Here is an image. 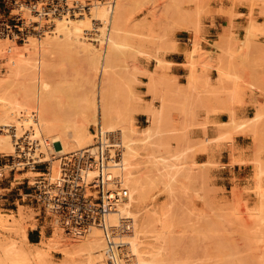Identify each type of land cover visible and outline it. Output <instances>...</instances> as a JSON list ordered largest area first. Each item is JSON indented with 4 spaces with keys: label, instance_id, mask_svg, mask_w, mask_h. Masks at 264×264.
Returning a JSON list of instances; mask_svg holds the SVG:
<instances>
[{
    "label": "rangeland",
    "instance_id": "1",
    "mask_svg": "<svg viewBox=\"0 0 264 264\" xmlns=\"http://www.w3.org/2000/svg\"><path fill=\"white\" fill-rule=\"evenodd\" d=\"M13 1H15L16 4H13ZM32 1L34 0H11V3L10 1L7 3L4 11L8 12L12 10V13L20 11L22 17L32 21L34 19L32 12L30 8L26 7V4ZM76 1L80 3H96V0ZM214 1L221 2L222 0H125V7L123 9L124 20L120 35L122 45L112 52L114 65L113 79L117 84L115 87L117 88L115 89L117 92L113 90V93L121 99L126 93L124 85L128 80L133 81L134 92H136L138 96V111L135 113L134 119L135 129L142 130V128H146L150 124L148 115H146L143 110L148 105L157 106L159 104V99L157 97L155 98L153 94L149 92L148 86L145 84L149 79L148 73L152 71L153 80L155 82L154 89L156 93L159 94L160 92L161 94L165 92L169 93V89L167 88L168 80L171 79L173 82L176 80H173L174 78H168L160 72L169 66V63L166 64L167 62L165 63L163 59L164 54L173 51L171 45L173 42L176 45L175 36H180V33L183 32L190 33L193 36L192 40L194 39L199 43L200 52H198L199 55L197 54L196 59L198 60L196 68H200L199 70H203L202 73H205L211 68L216 69L219 65L228 67L231 74L235 76L234 81L236 80V83H234L237 84L236 89L238 90L235 89L236 95L230 98L229 94L234 91V87H232L234 83H230V81L219 83L216 78V86L211 85L210 82L208 85L209 87L211 86L210 88L208 86L204 87L203 85L199 86L200 89L196 91L199 97H197L198 99L196 98L197 102L194 104L195 107L199 104L202 107H206L205 105L208 104L211 98H219V100L223 102V107L219 111L227 112L230 119V111L238 115L235 109L240 106H247L250 104L255 112L258 106L264 105V43L259 42V37L264 36V22H258V17L264 20V0H227L233 3L241 1L250 3L249 13L246 16L247 26L243 28V38L239 37V35H235L232 27L224 28L222 34L218 36V40L213 43L214 49L217 50L219 54H217L214 59H211L209 58L211 53L203 50L201 47L202 42L207 43L201 35L203 26H205V21L207 19L212 18V16L216 14H228L221 10H213L210 3ZM0 6L3 11V5L0 4ZM103 7L107 8L109 12L111 11L110 6L104 5ZM254 9L258 10L257 13H255ZM229 15L230 17L234 16L233 14ZM54 20L52 19L50 21L51 26L45 30L54 27ZM90 21V28L88 32H85V36H88V34L95 36L98 33L96 32L98 28L96 25L97 21L92 20V18H90ZM251 25L254 26V29L252 28L253 32L249 29ZM249 30L250 33H248ZM42 36H45V31ZM192 40L190 42L191 47L194 41ZM0 42H5V48L12 44L18 46L25 44V41L15 42L1 38ZM103 44L99 45L98 48L103 49L107 47L105 43ZM60 45L58 49L48 50L40 57L41 66L36 75L38 80V84L36 85L40 86L36 87L34 94H40V92L45 89V85L42 84L51 83L52 86H56L55 96L59 97L63 103L70 104L83 95L92 94L90 92L96 90L101 76H99L97 71L91 69L85 53L83 54L79 48L76 49L75 45L72 44L71 46L70 43L67 44V42L65 40L62 41V39H60ZM186 56H189L188 51L185 53V57ZM151 59H155L156 65L153 70H148L144 64H148ZM161 61L164 62L161 63ZM203 68H205V70ZM7 71L8 67L6 61L0 58V77L7 76ZM143 79L147 80L143 82ZM91 81L95 84L94 90L92 91L91 88L93 84L90 83ZM164 81L167 83L165 84ZM247 92L250 94L257 92L259 100L254 102L245 101ZM174 104L175 103L169 106L170 116L168 115V119H170L169 122L171 121L170 126L174 127V131L171 132L172 135L169 132V140L173 148L182 142L181 140L184 142V139L187 140L190 138L191 141L192 137L193 139L198 138L199 141L206 145H212V152L201 153V150V152L198 149L195 151V148L193 149V154H191L192 152L187 153L188 155L191 154L192 157L187 156L186 159H188V161L184 160L186 161H183L184 164L187 162L192 163L193 161L194 164L196 163L195 165L199 163L201 166L198 165V173L194 171L195 173L192 174L195 175H191L192 177L190 176L191 178L189 180L183 179L182 184L185 185L184 187L186 188L185 192H183L185 196L178 190L172 193L173 196L168 192L165 194L162 187H150L147 190L146 202L149 207L152 206L154 201V204L166 207V210H169L168 212L171 214L169 222L171 220L175 222H170L172 225L175 224L173 227H170L174 230V232L171 231L173 234L171 237L175 246L172 249L173 254L170 259L172 261L174 260L173 262L175 263H171V260L169 263L206 264L209 263L211 259L212 261L215 260L216 257L213 256H217L219 249H221L220 247H222V249L224 247L226 250L230 248L234 251L235 255L240 257L247 256V260H245L248 264L259 263V260L262 261V259H264L262 258L264 256L261 257V255H259V251L264 249V247H262L264 246L262 245L264 240L260 238L261 241H259L260 239L258 240V238L256 239L252 236L259 235V237H264V233H262L264 231L261 229V231L258 230L261 228L262 223H264V197H262L264 194L261 192L264 191V122H262V125H259V130L257 129L258 133L254 134L244 126L245 124H242V121H247L251 115L250 117L247 115L244 117L238 115L241 121H238L235 125H225L221 123L211 124L207 122H197L195 108L193 114L190 116V120H188L190 121L189 124L187 125L186 123V128L181 129L185 126L181 125L184 118L180 117L183 116L180 112L174 111L175 107L178 106ZM140 114L145 115V120L139 118ZM180 125L183 127H180ZM94 126L97 125H92L90 127L91 132ZM207 126L216 128V133L214 135H207L205 131ZM197 130H203V135L201 137H198L199 135L195 133ZM179 133L180 135H184V138L181 140L180 138L183 137V135L180 137V135H178ZM216 136H218L217 140H213ZM205 138H208L209 141H204ZM235 138L239 140L240 146L235 143ZM179 140L180 142H178ZM225 145L228 146V153L220 157L219 155ZM12 154L13 153H0V164H4L6 160H10ZM189 159H191L190 162ZM208 160L211 163H209ZM205 161H207V163ZM53 162H42L45 164L36 167V169L32 171L25 168L21 171L9 172L8 169H5L4 174L7 177L5 181H10L13 189L22 188V191H27L26 181L28 180L30 184L33 183L34 179L40 175L37 174V172H42L44 166L50 165L51 172L56 173L59 164L57 157ZM204 163L206 164L205 166ZM178 192L179 194L177 195L176 193ZM259 195L261 196L259 197ZM25 201L26 199L24 201L19 199L15 202V206L7 204L0 205V241H5L10 238L19 240L21 238L20 235L18 237L20 227H29L31 230L27 231V234H40L36 243H32V247H36L41 240H48L56 226H53L54 223L50 219L36 218L32 207ZM179 209H183L184 211H180ZM186 211L189 212V216L186 215L188 214ZM243 211L246 212L248 216L245 215L246 213ZM184 212H186L185 215ZM182 215L185 220L181 218ZM246 216L248 218H246ZM237 217L239 221L236 219ZM176 218L178 219L176 220ZM191 218L193 220H191ZM181 220L184 221L181 222ZM208 222L211 224L212 222L213 224L215 223L214 226L217 225L212 227L213 224L211 225ZM248 223L252 225L250 229H248ZM187 224H189L191 228H185V226H188ZM248 231H250L252 236H249ZM227 233L230 237H228ZM239 234L243 235L240 236ZM245 235L246 237L244 238L246 239L243 240L242 236ZM251 237L255 242L251 240ZM64 238L67 240L68 247L78 245L82 241V237L79 238L77 236L68 235L67 233L64 234ZM208 239L210 241H208ZM248 239L253 241L252 244H254L257 249L254 248L255 246L253 247L254 249L252 248L253 245L250 244L251 241ZM230 240H232V242H230ZM257 240L259 243H256ZM19 241H21V239ZM233 242L234 244H232ZM210 244L212 246L215 244L214 249H212V246L210 247ZM248 246L250 248H248ZM247 248L250 252L249 255V252L246 251ZM45 249L48 250L47 248ZM215 249L217 251H214ZM252 249L256 253H253V251L251 252ZM48 252L50 263L47 262V264H73L77 260L76 255L72 253L64 254L57 248H50ZM204 254H206L207 257H205ZM251 254L256 257H252ZM248 258L251 260L249 261ZM256 260L259 262H256ZM212 261L210 263H212ZM28 264L37 263L31 260Z\"/></svg>",
    "mask_w": 264,
    "mask_h": 264
},
{
    "label": "bare ground",
    "instance_id": "2",
    "mask_svg": "<svg viewBox=\"0 0 264 264\" xmlns=\"http://www.w3.org/2000/svg\"><path fill=\"white\" fill-rule=\"evenodd\" d=\"M9 1L11 3V0H5L6 3ZM76 2L80 3L79 1ZM87 3L90 5V11L88 13L74 15L73 17L63 16L54 18V27L45 30V36H28L24 40L25 44L21 46L12 44L5 48V42H0V58L6 61L8 67L7 76L0 77V153L14 154V138H22L28 133L30 139L36 142L38 146L34 156L37 157L40 162H53L56 157L58 160V157L64 155L68 156L70 153L90 147L94 138V134L90 130L92 125L99 126L103 133H117L119 142L123 148L122 162L120 167L110 171V175L112 178H120L122 186L127 190V198L117 205L115 210L108 215L106 224L113 229H117L116 232L119 230L121 236L120 241L117 243H120L121 246L113 250L114 253L112 254L115 255L116 261H111L108 258L107 241L100 228L92 227L85 231V234L79 233L72 235L60 224L53 222V226L56 227L48 240H41L36 247H32L33 244L28 240L27 234V231L31 230V228L22 226L18 234L22 242L19 241L20 239L18 240L16 238L0 241V264H28L31 260L35 261L37 264H47V262H49L48 251L50 248L60 249L64 254L72 253L76 255L77 260L73 264H170L169 262L172 261L170 257L173 254L172 249L175 247L171 237L174 230L170 227H173L175 224H170V222H172V220L169 222L171 214H169V210H166V207L154 204L155 201L152 206L149 207L146 202L147 190L150 187H162L164 193L167 194L166 192H168L171 196H173L172 193H175L176 190L182 193L185 192V185L182 184L183 179L189 180L192 177L191 175H195L192 173H198V165L201 166L199 163L195 165L196 163L194 164L193 161L192 163L187 162L188 164H184V162L188 161L186 157L191 156L195 148V151L198 149L202 151H200L201 153H209L211 151L212 145H206L199 141L198 138L193 139L191 137V141L190 138H186L187 140L184 139L183 142L181 139L184 138V130L182 132L183 134H178L180 137L183 135V137H179L182 142L179 140L178 142L180 143L178 144L177 142L178 145L176 147L174 146L175 148H173L169 140V132L172 135L171 132L174 131V127L170 126L171 121L169 122L170 119H168L170 116L169 106L173 103H175L174 105L177 104L178 106L175 107L176 110L174 109V111H178L183 115L180 116L184 118V121H182L183 124L181 123V125H185L186 123L188 125L190 122L188 120H190V116L195 110L194 104L197 102V97H199L196 91L200 89V85L206 87L210 82L209 78L202 76L204 74L202 73L203 70L201 71L199 70L200 68H196L198 60L196 58L198 52H200L199 43L193 39L192 47L188 50L189 56L185 62L188 73L185 76V84L176 82L175 78L173 79L175 80L174 82L171 79V81L168 80V83L165 82L166 80L164 81L165 84L167 83L168 85L167 88L169 91H167L169 93H156L152 71H148L149 79L145 84H147L149 92H151L155 98L157 97L159 99V104L157 106L148 105L143 110L146 115H148L150 124L146 128H142V130H137L134 128V119L135 113L138 111V96L136 92H134L133 81L128 80L126 82L124 85L126 93L121 99L113 93V90L115 91V89H117L115 88L117 84L113 79L114 65L112 52L122 45L120 35L124 20L123 9L125 7V0H116V2L113 0L112 4L97 2V0L96 3ZM38 4L40 5V3ZM102 4L110 6L111 11L109 12ZM26 5L27 8H30L28 3ZM2 9L4 10L5 7H2ZM90 18L97 21L96 25L98 28L96 32L98 33L95 36H91L90 34L85 36V32H88L90 28ZM253 27L254 26L251 25L249 29L252 31ZM248 33H250V30ZM60 39H62V41L65 40L67 44L70 43L71 46L72 44L75 45L76 49L79 48L83 54L85 53L91 69L97 71L99 76H101L96 90L94 92H90L89 90L92 94L80 95V98L70 104L63 103L59 97L55 96L56 86H52L51 83L42 84L45 85V89L42 90L40 94H34L36 87L40 86L36 85L38 84L36 75L41 66L40 57L48 50L58 49L61 46ZM101 42L102 44L105 43L107 47L99 49V45H102ZM174 45L175 43L173 42L171 45L173 50ZM162 62L164 61H161V63ZM203 69L205 70V68ZM215 70L217 71V82L222 83L230 81V83H236V80L234 81L235 76L231 74L228 67L219 65ZM90 83L93 84L92 81ZM235 83L232 85L234 91L232 93L229 92L231 93L229 94L230 98L236 95L235 89L237 88V84ZM94 85L95 84H93L91 91L94 90ZM115 92H117V90ZM238 121H241V118L236 113L230 111L229 121L221 124L235 125ZM242 122L252 133H258L257 129L259 130V125H262V122H264V105L258 106L253 116L247 121ZM181 125L180 127H183ZM185 128L186 125L181 129ZM217 138L218 136L214 137L213 140H217ZM204 141H209V139L205 138ZM190 152L192 153L188 155L187 153ZM190 160L191 159H189V162ZM205 162L207 163V161ZM209 163L211 162L209 161ZM205 165L204 163V166ZM37 174H41V172H37ZM179 192L176 194L178 195ZM261 192L264 194V191ZM260 196L261 195H259V197ZM186 212H184V215ZM186 215L189 216V212ZM245 215L248 216L247 213ZM247 216L246 218H248ZM183 217L182 215L181 218ZM192 218L191 220H193ZM177 219L178 218H176V220ZM236 219H238V217ZM184 220H181V222ZM250 221L252 222L251 219ZM172 223H175L174 220ZM214 224L212 227L217 225L214 226ZM187 225L188 226H185V228L190 227L189 224ZM262 225H264V223H262ZM262 225L258 230L261 229L264 231V226ZM251 226L250 223L248 229H250ZM217 227L221 228L220 226ZM248 232L249 236H252L250 231ZM65 233L79 238L82 237V241L78 245L68 247L67 240L64 238ZM228 237H230L229 234ZM244 237H246V235L242 236L243 240L246 239ZM252 237L258 238V240L260 238L264 240V237H259V235ZM253 238L251 240H253ZM261 239L259 241H261ZM208 241L210 240L208 239ZM253 241L255 242V240ZM253 241H251L250 244H252ZM230 242H232V240H230ZM232 244H234V242ZM252 245L253 248L255 245ZM262 245H264V243H262ZM211 246L210 244V247ZM214 247L215 244L212 246V249H214ZM220 248L217 256H213L216 257L215 260L212 261L211 259L212 263H210V261V264H248L246 262L247 256L240 257L235 255L234 251L230 248L226 250L223 247L226 251H224L222 247ZM248 248L250 247L248 246ZM248 248L246 250L247 252H249ZM254 248H256V246ZM214 251L217 250L215 249ZM253 253L256 252L253 251ZM249 254L250 252L248 255ZM251 255L254 258L256 257L253 256V254ZM259 255H261V257L264 256V249L259 251ZM204 256L207 257L206 254H204ZM250 260L251 259H249V261ZM173 261L171 263H175ZM259 261L256 260V262L264 264V259Z\"/></svg>",
    "mask_w": 264,
    "mask_h": 264
},
{
    "label": "built area",
    "instance_id": "3",
    "mask_svg": "<svg viewBox=\"0 0 264 264\" xmlns=\"http://www.w3.org/2000/svg\"><path fill=\"white\" fill-rule=\"evenodd\" d=\"M113 0H97L112 4ZM40 3V5L38 4ZM3 2V7H6ZM13 4H16L13 1ZM34 19L26 20L20 11L12 13L0 10V38L24 42L28 36H42L56 17L88 13L90 5L68 0H34L28 2ZM93 143L90 147L58 157L56 173L50 165L33 183L26 181V190L13 189L10 181H5L4 170L32 171L42 163L34 156L38 146L28 136L14 138L15 152L10 160L0 164V205H16L19 199L29 204L36 218L50 219L73 234L84 233L92 227L102 230L107 241L109 260L116 261L114 249L120 248V233L106 224L107 217L116 206L127 198V190L119 177H111L110 171L122 162L123 148L117 133H103L99 126L92 129ZM27 137V138H26ZM93 173V174H92Z\"/></svg>",
    "mask_w": 264,
    "mask_h": 264
},
{
    "label": "crops",
    "instance_id": "4",
    "mask_svg": "<svg viewBox=\"0 0 264 264\" xmlns=\"http://www.w3.org/2000/svg\"><path fill=\"white\" fill-rule=\"evenodd\" d=\"M5 2V0H0V4ZM210 6L213 10L227 12L228 14L220 15L216 14L212 16V18L207 19L205 21V26H203V30L201 35L203 39L207 41V43L202 42L201 47L205 51H209L211 55L209 58L214 59L218 53L217 50L214 49L213 43L218 40V36L222 34L224 28L232 27L233 33L235 35H239V37L243 38V28L247 26L246 16L249 13V2H229L227 0L214 1L210 3ZM1 8V6H0ZM255 13H257V9H254ZM229 14H233V17H230ZM256 15V14H255ZM258 22L262 23L260 17H258ZM193 36L190 33H180V36H175L176 45H174V50L169 51L164 54L163 59L165 62L169 63V66L163 70H161V74H164L168 78H175L176 81L180 84H185V76L187 75V68L185 66V61L187 56L185 57L186 51H188L191 47V40ZM259 42L264 43V36L259 37ZM148 70H153L156 65L155 59H151L148 64H144ZM175 76V77H174ZM202 76L209 78L211 85L216 84L217 72L214 68H211L209 71L205 72ZM147 79H143L145 82ZM184 82V83H183ZM213 99V100H212ZM259 100V95L257 92H253L252 94L246 93L245 101H254ZM208 102V101H207ZM198 106V107H197ZM196 108V120L197 122H207L211 124H219L228 121L229 115L227 112L219 111L223 107V102L219 100V98H211L206 107H202L197 105ZM236 108V107H235ZM234 108V109H235ZM238 115L241 116H252L254 113V109L252 105L248 104L247 106H240L235 109ZM139 118L141 120H145V115L140 114ZM207 135H214L216 133V128L212 126H207L205 128ZM195 133L201 137L203 135V130H197ZM235 143L240 146V142L237 138H235ZM228 146H223L222 151L220 153V157L227 155ZM19 189V188H18ZM40 237V234L28 233V240L31 243H36L37 238Z\"/></svg>",
    "mask_w": 264,
    "mask_h": 264
}]
</instances>
